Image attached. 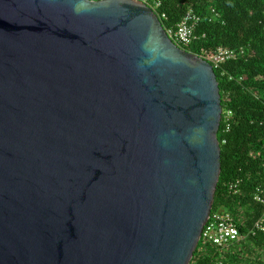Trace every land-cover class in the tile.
Returning <instances> with one entry per match:
<instances>
[{
	"label": "water",
	"instance_id": "obj_1",
	"mask_svg": "<svg viewBox=\"0 0 264 264\" xmlns=\"http://www.w3.org/2000/svg\"><path fill=\"white\" fill-rule=\"evenodd\" d=\"M222 114L145 4L0 0V264H190Z\"/></svg>",
	"mask_w": 264,
	"mask_h": 264
},
{
	"label": "trees",
	"instance_id": "obj_2",
	"mask_svg": "<svg viewBox=\"0 0 264 264\" xmlns=\"http://www.w3.org/2000/svg\"><path fill=\"white\" fill-rule=\"evenodd\" d=\"M199 16L197 39L182 49L212 55L223 48L235 57L214 69L223 109L218 132L221 174L212 214L229 213L242 239L222 251L200 241L190 264H264V205L254 200L264 188V0H162L166 30L175 31L186 13ZM240 182L232 192L231 184Z\"/></svg>",
	"mask_w": 264,
	"mask_h": 264
},
{
	"label": "built area",
	"instance_id": "obj_3",
	"mask_svg": "<svg viewBox=\"0 0 264 264\" xmlns=\"http://www.w3.org/2000/svg\"><path fill=\"white\" fill-rule=\"evenodd\" d=\"M99 1V0H89ZM146 6H148L158 17L162 23V19H166L165 14H158L162 9V0H137ZM199 16H197L192 10H189L182 21L177 25V29L166 30L168 36L178 45L187 46L192 44L197 39L196 28L199 23ZM163 25V24H162ZM181 47V46H180ZM206 60L213 69H217L220 65L228 59L235 57L234 51L220 48L212 55H196ZM240 182H236L230 185L229 189L232 192L238 190ZM254 200L264 205V188H258L254 194ZM264 231V219L256 222L254 230H251V234H255L256 231ZM242 239L238 225L235 218L229 213H211L209 220L206 223L204 231L201 235L200 241L204 245L216 247L222 251H226L227 247L239 242ZM215 264H226L224 260H219Z\"/></svg>",
	"mask_w": 264,
	"mask_h": 264
}]
</instances>
